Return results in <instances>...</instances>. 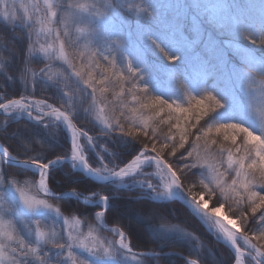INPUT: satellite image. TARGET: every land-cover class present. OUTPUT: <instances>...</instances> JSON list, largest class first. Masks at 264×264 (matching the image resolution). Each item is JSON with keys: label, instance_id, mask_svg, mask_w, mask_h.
I'll return each mask as SVG.
<instances>
[{"label": "snow or ice", "instance_id": "obj_1", "mask_svg": "<svg viewBox=\"0 0 264 264\" xmlns=\"http://www.w3.org/2000/svg\"><path fill=\"white\" fill-rule=\"evenodd\" d=\"M196 2L222 31L245 29L244 20L230 12L225 0ZM260 4L264 17V0ZM170 7L172 0L156 7L145 0L140 5L130 0H100L99 4L95 0L92 4L32 0L29 5L22 0H0V21L12 25V36L26 39L22 63L14 72L6 64L17 53L15 42L9 38L0 42L3 86L5 78L11 81L15 76L24 89L19 99L0 91V264H103L121 256L134 264L161 260V251L133 252L132 231L113 219L110 201L121 197L120 183L125 178L140 187V192L131 194L137 200L163 199L173 189H182L191 211L203 218L224 249L219 264H264V63H258L264 60V53H257L264 48V35L252 39L245 33L254 47L237 46L234 51L227 39L206 38L195 21L185 28L178 17L170 20L160 37L168 50L147 36L152 49L167 59L170 79L185 97L184 102L166 100L150 94L143 85V77L127 55L130 37L119 31L104 33L103 25L117 14L134 13L152 20L159 10ZM134 50L140 59L148 55V46L139 40ZM232 55L258 71L233 69L229 63ZM34 58L43 66L33 67ZM225 74L233 88L247 89L246 107L259 120V133L230 119L218 120L217 113L225 105L214 92L202 88L198 95L193 94L190 85L219 82ZM254 74L261 79L259 108L252 90ZM45 81L62 93L59 98L50 97L52 103L48 98H32L38 83L40 91H45ZM224 91L231 95L228 88ZM15 113L27 114L53 137L63 125L70 134V148L66 137L65 150L52 159L48 158L49 146L38 139L13 144L8 136L19 131L11 127ZM81 114L91 118V129L76 126L74 121L79 122ZM97 122L102 125L99 131L95 130ZM90 131L98 134L90 135ZM114 135L127 138L128 148L120 150L101 142V137L112 140ZM90 149L96 150L97 166L90 163ZM104 152L110 160L104 158ZM59 161L65 163L66 174L80 167L98 180L115 178L116 183L91 191L76 185L57 192L53 180L63 177H55L52 168ZM27 168L34 169L39 179L19 171ZM105 189L107 194H102ZM65 196H74L76 207L62 203ZM90 202L102 206L91 212ZM225 206L230 216L221 215ZM138 209L136 214L153 229L200 239L155 206L145 204ZM112 222L120 226L107 228ZM105 231L113 238L101 239ZM185 264L201 261L185 259Z\"/></svg>", "mask_w": 264, "mask_h": 264}, {"label": "trees", "instance_id": "obj_2", "mask_svg": "<svg viewBox=\"0 0 264 264\" xmlns=\"http://www.w3.org/2000/svg\"><path fill=\"white\" fill-rule=\"evenodd\" d=\"M226 3H229V10L234 16L240 17L244 20L246 27L243 31L238 27L227 28L222 31L220 27H217L213 24H206L203 21H195V23L201 25V32L205 34L206 38L208 39H215L217 41L221 39H227V41L236 39L246 48L252 49L254 46L251 45L247 39H245V33H247L252 39H258L264 35V17H262L260 14V9L262 7L260 0H226ZM193 15V11L186 8L185 13L179 11L175 12L173 10L167 11L163 16L164 22L161 25V28L154 26L153 30L151 31L153 33V35H151L152 38L157 40V42L160 43L162 47H165L166 43L161 40V34H158V29L163 30L164 26L170 20H174L177 17L183 21L185 28H187V26H191L193 22ZM11 29V25L5 26L0 22V42H2L5 38L14 40L15 47L17 49V53L12 54L11 61L6 64V67L10 71L14 72L22 63L24 49L26 47V39L12 36ZM16 34H19V29H17ZM257 53H264V48H258ZM144 60L148 74L143 76L142 82L143 85L148 88L150 94L160 96L166 100L184 102L185 97L183 93L173 85L169 73L166 70L168 61L164 55L158 50L152 49L150 46L148 48V55L144 58ZM229 63L233 69L242 67L245 71H258L254 65L244 64L241 61V58L237 55H232L229 57ZM258 63H264V60H258ZM42 66L43 64L39 63V59L34 58L33 67L38 69ZM56 70L59 71L61 69L57 68ZM2 76L3 73L0 72V77ZM226 76L227 74H225V78L219 82L208 80L202 84H199L196 90H193L192 88L191 90L193 94L198 95L202 88H207V90L214 92V94H216L221 99L222 103L225 105V107L220 109L217 113V118L221 122H226L230 119L232 122H239L251 128L246 122L243 109L237 103V100L239 101V97H244V92L247 89L239 85H237L236 88H233ZM253 79L255 80V83H261V79L258 75L254 74ZM152 80H154L156 84L152 83ZM43 83L45 85V91H40V84L38 83L37 94L32 97L33 99L48 98V102L52 103L50 97L59 98L62 96V93H59L53 85L46 81ZM4 84L5 87L2 84V78H0V91H6L8 98H20L19 94L24 90L21 89L20 84L17 82V78L15 76H13L11 81L5 78ZM225 88L230 90V96L225 94ZM233 99L235 100V104L233 103ZM53 106L58 105L54 104ZM80 119L81 120L79 122L74 121L78 128L84 126L86 129H91L93 127L90 118L87 119L86 114H81ZM0 121H3V116H0ZM11 127L13 129L18 128L19 130L17 135L8 136V139L13 144H19L21 139H38L42 143H45L49 146L50 152L48 158L52 159H55V157L52 155L55 153H62L65 150V141L67 135L62 129L55 130V137H53L48 134V131L42 124L27 120L25 118H14V121L11 123ZM95 130L99 131L100 129L96 126ZM255 132L259 133L260 131ZM89 134L96 135L98 133H93L90 131ZM100 139L101 142H106L109 147L115 146L120 150L128 148L127 138H121L118 135H114L112 140H109L105 137H101ZM113 141L117 142L116 145H114ZM68 147L70 148V142ZM89 155L91 157L90 163H93V166H97L95 163V159H98L96 156V150H90ZM103 155L106 160L111 159L109 153L105 152ZM19 171L22 173L30 172L23 169H20ZM66 171L67 168L65 167L64 162L56 163L52 168V173L55 177H63L62 180H53V185L57 192L61 190H70L64 188L76 185L86 186V189L89 191L94 190L99 186L112 185L95 183L85 178L80 172L74 169L72 170L71 174H66ZM30 173L35 175L33 172ZM53 185L50 184V187H53ZM107 191V189L103 190L102 194H107ZM120 191L122 192L121 197L110 201V211L112 213L113 219L123 222L132 231L135 239L133 241V252L138 253L161 251L163 253L161 260L148 261L147 264H185V260L180 256L187 259H197L201 261V264H219V262L224 259V249L216 243V238L210 235L203 225L194 217V215H192L178 202L172 201L156 203L148 200L146 197L141 200L133 199L131 194L135 195L140 192V190H132L130 187L120 188ZM62 203L71 204L72 207H76L77 201L65 198L62 200ZM145 204L161 209L166 215L167 219L171 220L173 223L186 225V231L192 232L193 236H199L200 239H194L190 235H185L181 232L153 229L141 215H137L134 211L135 209L138 211V207L144 206ZM99 207L100 206L97 204L88 205V210L94 212ZM127 211L131 212V214L125 215ZM222 211L224 215H231V212L227 206H225ZM65 215H67V213H65ZM107 226L119 227L120 223L112 222L108 223ZM103 234L109 235L107 231H105Z\"/></svg>", "mask_w": 264, "mask_h": 264}, {"label": "rangeland", "instance_id": "obj_3", "mask_svg": "<svg viewBox=\"0 0 264 264\" xmlns=\"http://www.w3.org/2000/svg\"><path fill=\"white\" fill-rule=\"evenodd\" d=\"M22 2L25 5H29V4L32 3V0H22ZM77 2L83 3V4H92L94 2V0H77ZM95 2L97 4H99L100 0H95ZM105 2H106V0H105ZM170 2H171V0H145V3L149 4L152 7H156V5L164 6V5H167ZM202 2H207V0H202ZM225 2H226V0H225ZM39 3L43 4V0H39ZM130 3L134 4V5H140L142 3V0H130ZM185 8L186 9H190V10L193 11L194 15L192 17V21H203L206 24L216 25L212 21L211 16L203 8H201V7H199L197 5L196 0H172V7L164 8V9L159 10L158 13H157L156 18L152 19V20H149L148 17L145 16V15L137 16L134 13L131 14V15H127V16L126 15L117 14V15L113 16L112 18H110L108 21H105V23L103 25V32L107 33V32H110V31H119L123 35H125L126 37H130L129 45H128V48H127V55H128V58L130 59L132 65H133V67L135 69H137L139 71V74L143 77V76H146L148 73H147L146 67H145V65H146L145 60L138 58L137 55L135 54L134 46H135L136 41L139 40L141 43L147 45L148 48H149L150 45L148 44L147 36L148 35H153V33L151 31L153 30L154 26H158V27L161 28V25L164 22V19H163L164 17L163 16L165 15V13L167 11H172V10L175 11V12L179 11V12H184L185 13ZM0 22L3 23L5 26L6 25H11V24H7L4 21H0ZM81 26H86V25H81ZM217 27H219V26H217ZM231 28H234V27H231ZM158 30H159L158 34H161L162 31H163L161 29H158ZM34 39H35V37H34ZM43 40H44V38L41 37V42H43ZM227 42L229 44H232V47H233L234 51H235L237 46L240 47V48H245V46L243 44L239 43L236 39L229 40ZM165 48L168 50V45L167 44L165 45ZM66 51L71 53V50H69V49H67ZM37 59H39V58H37ZM120 63L121 64L125 63L123 58L120 59ZM17 82L20 84L21 89L24 90L22 85H21V82L18 79H17ZM151 82L155 83L154 80H152ZM197 86H199V84H192V85H190V88H192L193 90H196L198 88ZM260 87H261V83H254L252 85V90L255 93L256 98H257L256 102H255V107L256 108H259V99L258 98H259V95H260V92H259V88ZM247 95H248L247 94V90H245L244 95H243L244 97H239V101L237 100V103L243 109L244 116L246 118V122L250 125V127L253 130H255V131H261L259 120L254 115L250 114V112L248 111V109L246 107ZM45 110H47V109H45ZM0 116H2V115H0ZM13 116H14V118H25L27 120H30L29 119L30 117H28L27 114H25V113H15V114H13ZM90 120H91V118H90ZM96 126L99 129H100V127H102V125H100L99 122H97ZM61 129L67 135L66 129H63V125H61ZM69 142H70V134H69ZM90 150H94V149H90ZM57 163H60V162H57ZM14 167H16V166H14ZM23 170H27V171L35 173V175H37L36 179L37 180L39 179L37 172H34L31 168H27V169H23ZM124 187H128V186H125V183L121 182L120 183V188H124ZM65 198L76 200V198L74 196H65L64 199ZM146 198L148 200H150L152 202H156V203H160L162 201L163 202H168L167 200L164 201V199H151V198H148V197H146ZM93 204L96 205L97 203H91L90 202L88 205H93ZM97 205H99L100 207L102 206L101 204H97ZM221 212H222V215H224L223 211H221ZM130 214H131V212L127 211L125 215H130ZM195 218L202 225L204 224L203 227L206 229V231L209 234H212V235L215 236V233H213L212 231L207 229V224H206L205 221L203 222L200 218L198 219L197 217H195ZM107 227L111 228L109 226H107ZM108 234L109 235L102 234L101 235V239H103L105 237L107 239H112L113 238V234H111L110 232H108ZM80 254L86 256L85 253L81 252ZM103 264H134V262L121 256L118 260L104 261ZM245 264H247L246 261H245Z\"/></svg>", "mask_w": 264, "mask_h": 264}, {"label": "water", "instance_id": "obj_4", "mask_svg": "<svg viewBox=\"0 0 264 264\" xmlns=\"http://www.w3.org/2000/svg\"><path fill=\"white\" fill-rule=\"evenodd\" d=\"M67 135L69 137V133H67ZM59 162H63V161H59ZM75 170L78 171V172H80L85 178H87V179H89V180H91V181H93L95 183L105 184V183H110V182L115 181V178H113V180H110V181H101V180H98V179H96L95 176L90 175L87 171H85L84 169H82L80 167H76ZM181 191H182V189H181ZM183 196L186 197V199H188L187 196H186V193H183ZM171 200L178 201L182 206L186 207L188 211H190L193 215H195L197 217V214H195V213H193L191 211V207H190L189 200L186 201L183 197H180L179 194H177V192H176L175 189H174V195H173L172 199L167 200V201H171ZM184 259H187V258H184Z\"/></svg>", "mask_w": 264, "mask_h": 264}, {"label": "bare ground", "instance_id": "obj_5", "mask_svg": "<svg viewBox=\"0 0 264 264\" xmlns=\"http://www.w3.org/2000/svg\"><path fill=\"white\" fill-rule=\"evenodd\" d=\"M31 121H33V122H36V121H34V120H32L31 118H29ZM67 137H68V135H67ZM68 139H69V137H68ZM34 172H36L34 169H32ZM38 174V173H37ZM129 179L130 178H125V186H128V187H130L132 190L133 189H138V190H140L141 191V189H140V187L138 186V185H136L135 184V182L133 181V182H131V183H128V181H129ZM116 183V181H113V182H110V183H105V184H115ZM128 187H124V188H128ZM176 190V192H177V194H179V196L180 197H183L186 201L188 200V199H186V197H184L183 196V190L181 191V189H175ZM145 191H147V190H145ZM173 195H174V189H173V193H172V195L170 196V197H167V198H163L164 199V201H166V200H170V199H172V197H173ZM172 201H175V200H171L170 202H172ZM163 202V201H162ZM169 202V201H168ZM175 202H178V201H175ZM179 203V202H178ZM180 204V203H179ZM184 207V206H183ZM186 210H187V208L186 207H184ZM190 212V211H189ZM191 213V212H190ZM192 214V213H191ZM193 215V214H192ZM221 215H222V212H221ZM195 216V215H194ZM223 216V215H222ZM196 217V216H195ZM203 222H204V220H203V218L201 217L200 218ZM204 225V224H203ZM108 228V227H107ZM112 228V227H111ZM210 235H212V234H210ZM212 236H214V235H212ZM215 238H216V236H214ZM138 253H144V252H138ZM180 257H182V256H180ZM183 258V257H182ZM185 258V257H184ZM183 258V259H184ZM185 260V259H184Z\"/></svg>", "mask_w": 264, "mask_h": 264}]
</instances>
